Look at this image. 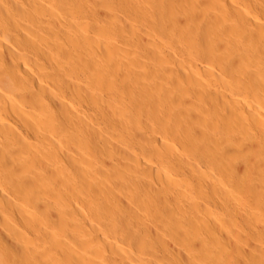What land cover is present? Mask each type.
Here are the masks:
<instances>
[{
  "label": "bare ground",
  "instance_id": "1",
  "mask_svg": "<svg viewBox=\"0 0 264 264\" xmlns=\"http://www.w3.org/2000/svg\"><path fill=\"white\" fill-rule=\"evenodd\" d=\"M263 208L264 0H0V264H264Z\"/></svg>",
  "mask_w": 264,
  "mask_h": 264
},
{
  "label": "rangeland",
  "instance_id": "2",
  "mask_svg": "<svg viewBox=\"0 0 264 264\" xmlns=\"http://www.w3.org/2000/svg\"><path fill=\"white\" fill-rule=\"evenodd\" d=\"M263 210H264V208H263ZM257 215V214H256Z\"/></svg>",
  "mask_w": 264,
  "mask_h": 264
}]
</instances>
